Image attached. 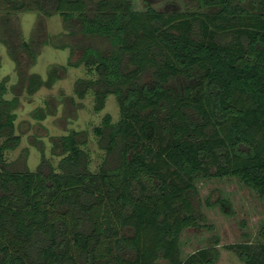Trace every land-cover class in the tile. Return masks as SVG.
Wrapping results in <instances>:
<instances>
[{"label": "trees", "instance_id": "trees-1", "mask_svg": "<svg viewBox=\"0 0 264 264\" xmlns=\"http://www.w3.org/2000/svg\"><path fill=\"white\" fill-rule=\"evenodd\" d=\"M132 10L129 0H0V43L17 86L33 96L62 79L27 74L41 46L79 54L88 79L74 95L101 112L113 96L119 117L93 129L104 159L95 171L71 131L57 138L53 168L40 150L35 171L6 161L19 97L0 81V264H215L217 240L182 256L181 236L207 229L196 208L200 180L236 178L264 201V0H179ZM19 12L38 25L58 15L63 32L25 41ZM52 115L32 113L38 122ZM256 243L227 246L242 264H264Z\"/></svg>", "mask_w": 264, "mask_h": 264}, {"label": "rangeland", "instance_id": "rangeland-1", "mask_svg": "<svg viewBox=\"0 0 264 264\" xmlns=\"http://www.w3.org/2000/svg\"><path fill=\"white\" fill-rule=\"evenodd\" d=\"M132 10L143 12L147 9L144 0H129ZM171 0H160L151 3L154 9H161ZM182 4L185 0H179ZM37 12H19L16 14L22 37L25 41L35 38L37 42L44 38L53 37L63 32L61 19L55 15L43 19L38 25ZM36 63L27 70V74H37L43 80L52 65L65 66L66 71L62 79L57 81L51 89L41 88L33 96H27L23 88H10L17 86L18 76L15 72L14 62L7 53L6 47L0 43V81L8 77V92L5 99L13 95L19 97L20 105L15 111V135L21 137L19 146L5 155L8 163L21 169L23 157L25 165L30 171H35L40 163V150L43 157L55 168L61 159V149L57 138L69 132H77L81 147L91 158L90 169L95 171L104 159V152L98 147V139L93 134V129L100 126L105 115L116 122L119 117L118 106L113 96H108L104 109L95 113L93 99L87 95L79 100L74 95V83L77 79H88L83 66L78 68L68 67V61L77 62L79 54L72 56L68 49L56 50L50 46H41ZM43 109L52 115L43 121H36L32 113ZM196 208L210 229L188 230L181 236L182 256L195 252L198 249L209 247L217 240L216 251L218 259L215 264H242L236 255L226 247L240 243H256L258 234L264 226V201L255 192L245 187L236 178L221 180H200L196 183Z\"/></svg>", "mask_w": 264, "mask_h": 264}]
</instances>
